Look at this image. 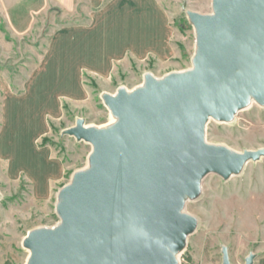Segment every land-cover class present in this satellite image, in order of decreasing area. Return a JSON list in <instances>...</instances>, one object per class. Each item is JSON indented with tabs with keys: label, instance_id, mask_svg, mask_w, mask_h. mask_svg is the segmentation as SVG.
<instances>
[{
	"label": "water",
	"instance_id": "1",
	"mask_svg": "<svg viewBox=\"0 0 264 264\" xmlns=\"http://www.w3.org/2000/svg\"><path fill=\"white\" fill-rule=\"evenodd\" d=\"M212 9L188 12L197 34L191 69L147 73L143 86L104 93L114 123L79 118L65 131L93 145L90 166L60 191V222L25 239L27 264H179L198 227L184 206L203 178L229 179L264 156L206 140L209 119L230 122L253 101L264 106V0H213Z\"/></svg>",
	"mask_w": 264,
	"mask_h": 264
},
{
	"label": "rangeland",
	"instance_id": "2",
	"mask_svg": "<svg viewBox=\"0 0 264 264\" xmlns=\"http://www.w3.org/2000/svg\"><path fill=\"white\" fill-rule=\"evenodd\" d=\"M160 1L171 26L165 40L168 52L143 59L128 56L102 75L78 66L84 62L83 50L71 44L63 49V42L74 39L63 37L64 32L89 25L91 10L84 3L70 11L52 0L49 7L42 0L0 6V264H27L25 239L35 229L60 222V191L76 172L90 166L93 145L65 131L79 118L86 126L114 123L104 93L143 86L147 73L163 78L193 67L197 34L188 12L209 14L213 0ZM102 36L97 37L103 45L126 42ZM134 42L156 46L153 39ZM48 44L49 83L39 93L34 80L41 78ZM206 140L236 152L264 148V106L253 101L230 122L209 119ZM184 212L197 218L198 227L178 254L179 264H223L224 248L232 264H246L252 253L254 264H264V156L229 179L206 175L201 194L186 200Z\"/></svg>",
	"mask_w": 264,
	"mask_h": 264
},
{
	"label": "crops",
	"instance_id": "3",
	"mask_svg": "<svg viewBox=\"0 0 264 264\" xmlns=\"http://www.w3.org/2000/svg\"><path fill=\"white\" fill-rule=\"evenodd\" d=\"M25 1L38 0H0L2 7L22 6ZM42 6L49 7V0H42ZM57 1L61 7L67 8L68 11L81 6L83 3L90 8L89 25H77L68 29L62 34L63 37H71L70 42H63V49L67 44L78 52L83 50L86 55L82 64L90 72L102 75V72L109 70L110 64L125 60L128 56L136 59H143L149 53L163 56L166 52V38L170 33L171 26L164 5L160 0H52ZM99 8V9H97ZM105 24L99 32L101 24ZM72 29V30H71ZM103 31L105 33H103ZM110 39H125L126 42H115L114 44H102L101 37ZM77 33H81L79 35ZM97 33V34H96ZM78 38L76 39L75 36ZM112 34V37L110 36ZM91 35V36H90ZM82 37V38H81ZM89 38H94L89 41ZM100 38V39H98ZM69 39V38H68ZM82 39V40H80ZM156 40L154 47L135 46L134 40ZM95 52L94 54H92ZM93 55V56H92ZM94 59L96 60H93ZM92 60L93 62H87ZM78 62V61H77ZM82 65V67H83ZM41 78L34 80L35 86L40 91H45L49 83V44L45 50V55L40 63ZM45 86V89H43ZM42 95V94H41Z\"/></svg>",
	"mask_w": 264,
	"mask_h": 264
},
{
	"label": "bare ground",
	"instance_id": "4",
	"mask_svg": "<svg viewBox=\"0 0 264 264\" xmlns=\"http://www.w3.org/2000/svg\"><path fill=\"white\" fill-rule=\"evenodd\" d=\"M109 126V125H108ZM107 127V126H106Z\"/></svg>",
	"mask_w": 264,
	"mask_h": 264
}]
</instances>
